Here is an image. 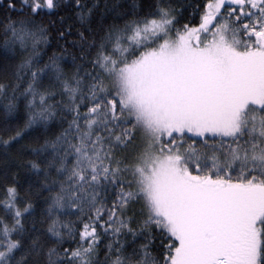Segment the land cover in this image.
I'll use <instances>...</instances> for the list:
<instances>
[{
    "label": "snow or ice",
    "instance_id": "1",
    "mask_svg": "<svg viewBox=\"0 0 264 264\" xmlns=\"http://www.w3.org/2000/svg\"><path fill=\"white\" fill-rule=\"evenodd\" d=\"M0 9V264H264V0Z\"/></svg>",
    "mask_w": 264,
    "mask_h": 264
},
{
    "label": "trees",
    "instance_id": "2",
    "mask_svg": "<svg viewBox=\"0 0 264 264\" xmlns=\"http://www.w3.org/2000/svg\"><path fill=\"white\" fill-rule=\"evenodd\" d=\"M191 3L192 4L197 3V0H191ZM189 11H191V9H189ZM0 15H3V9H0ZM13 15H16V13H13ZM185 19H187V13L185 14ZM183 22H185V21L182 20L181 23H183ZM198 22H199L198 17H197V19L193 20V23H198ZM69 39H71V38H69ZM51 44H52V47L48 48L49 53H51V51H53V50H56V51L60 50L58 47H56V42L54 39L51 41ZM67 47H68L69 53H71L73 51L72 45L68 44ZM22 111H23V104H21V112ZM2 116H3V109H2V107H0V117H2ZM13 123H15V122H13ZM0 159H3L2 154H0ZM157 243H159V239L157 240ZM164 243H167V241L165 240Z\"/></svg>",
    "mask_w": 264,
    "mask_h": 264
}]
</instances>
